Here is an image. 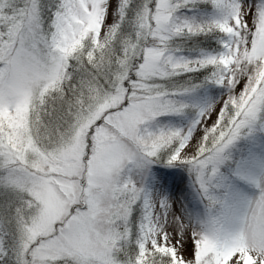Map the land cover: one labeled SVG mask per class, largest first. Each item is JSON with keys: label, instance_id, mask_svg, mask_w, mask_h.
Returning <instances> with one entry per match:
<instances>
[{"label": "snow or ice", "instance_id": "obj_1", "mask_svg": "<svg viewBox=\"0 0 264 264\" xmlns=\"http://www.w3.org/2000/svg\"><path fill=\"white\" fill-rule=\"evenodd\" d=\"M0 264H264V0H0Z\"/></svg>", "mask_w": 264, "mask_h": 264}]
</instances>
